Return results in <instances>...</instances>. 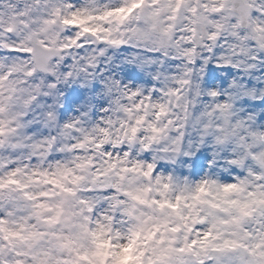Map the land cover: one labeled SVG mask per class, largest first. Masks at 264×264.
I'll list each match as a JSON object with an SVG mask.
<instances>
[{
    "label": "snow or ice",
    "instance_id": "snow-or-ice-1",
    "mask_svg": "<svg viewBox=\"0 0 264 264\" xmlns=\"http://www.w3.org/2000/svg\"><path fill=\"white\" fill-rule=\"evenodd\" d=\"M0 264H264V0H0Z\"/></svg>",
    "mask_w": 264,
    "mask_h": 264
}]
</instances>
